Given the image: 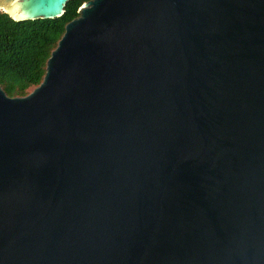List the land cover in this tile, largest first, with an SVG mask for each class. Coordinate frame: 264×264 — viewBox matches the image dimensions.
I'll list each match as a JSON object with an SVG mask.
<instances>
[{
	"label": "water",
	"instance_id": "obj_1",
	"mask_svg": "<svg viewBox=\"0 0 264 264\" xmlns=\"http://www.w3.org/2000/svg\"><path fill=\"white\" fill-rule=\"evenodd\" d=\"M0 264H264V0H91L0 86Z\"/></svg>",
	"mask_w": 264,
	"mask_h": 264
},
{
	"label": "trees",
	"instance_id": "obj_2",
	"mask_svg": "<svg viewBox=\"0 0 264 264\" xmlns=\"http://www.w3.org/2000/svg\"><path fill=\"white\" fill-rule=\"evenodd\" d=\"M89 1H70L64 16L54 20L17 22L0 11V86L10 97H25L43 82L66 26Z\"/></svg>",
	"mask_w": 264,
	"mask_h": 264
},
{
	"label": "rangeland",
	"instance_id": "obj_3",
	"mask_svg": "<svg viewBox=\"0 0 264 264\" xmlns=\"http://www.w3.org/2000/svg\"><path fill=\"white\" fill-rule=\"evenodd\" d=\"M31 91H33V89H32ZM31 91H30V92H31Z\"/></svg>",
	"mask_w": 264,
	"mask_h": 264
}]
</instances>
